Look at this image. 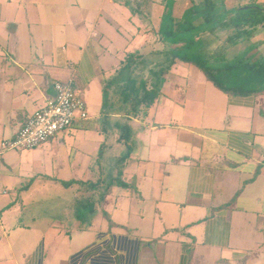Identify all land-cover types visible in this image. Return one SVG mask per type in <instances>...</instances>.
I'll return each instance as SVG.
<instances>
[{"label":"crops","instance_id":"1","mask_svg":"<svg viewBox=\"0 0 264 264\" xmlns=\"http://www.w3.org/2000/svg\"><path fill=\"white\" fill-rule=\"evenodd\" d=\"M174 1L178 17L202 2ZM164 12L163 0H0V264H264V95L229 97L176 62L102 183L124 153L101 132L105 80L128 54L164 51ZM57 81L88 118L3 150Z\"/></svg>","mask_w":264,"mask_h":264},{"label":"trees","instance_id":"2","mask_svg":"<svg viewBox=\"0 0 264 264\" xmlns=\"http://www.w3.org/2000/svg\"><path fill=\"white\" fill-rule=\"evenodd\" d=\"M162 15L157 36L164 45L162 52L148 55L128 54L114 74L105 80L102 90L100 126L102 134L116 136V142L124 153L113 158V168L107 167L102 181L108 187L114 184L113 170H121L131 149L132 118L144 114L160 95L164 77L176 62H183L198 69L217 90L229 97L264 95V53L252 60L246 53L230 60L206 50L202 36H213L218 31L229 36L222 50L254 38L264 27V5L251 0L226 10L214 0L192 4L180 17L173 15L174 0H163ZM101 154H104V146ZM103 149V150H102ZM120 172L117 171V184ZM82 202L76 207L77 216L85 219L92 214L93 204Z\"/></svg>","mask_w":264,"mask_h":264},{"label":"built area","instance_id":"3","mask_svg":"<svg viewBox=\"0 0 264 264\" xmlns=\"http://www.w3.org/2000/svg\"><path fill=\"white\" fill-rule=\"evenodd\" d=\"M53 88L54 98L31 114L12 140L1 143L3 150H33L88 118L85 102L70 83L57 81Z\"/></svg>","mask_w":264,"mask_h":264},{"label":"rangeland","instance_id":"4","mask_svg":"<svg viewBox=\"0 0 264 264\" xmlns=\"http://www.w3.org/2000/svg\"><path fill=\"white\" fill-rule=\"evenodd\" d=\"M230 1L233 2V3L229 2L230 4L234 5L235 3H237L236 5H238V4H243V3L245 4L250 0H230ZM251 1L256 3L257 5H264V0H251ZM176 8L180 9L181 6H177ZM174 16L178 17L177 13H175V8H174ZM258 34H261V39H257L256 41H253V42L252 41H244V42L238 43L236 45H232L230 47H227L223 50H222V46H223L224 42L227 40V37L229 36L228 32L218 31L213 36L204 35V36H202V39L205 40L206 50L209 53L220 54L222 57L226 58L225 60H230L234 56H240V55L245 54V53H246V57H251L253 60L255 58H258L261 55L260 53H264V44H262V42H263L262 39L264 40V28L260 29V31H258ZM210 41L212 43H210ZM255 44L257 45V47L254 50L253 47H255ZM162 49L164 50V47H162ZM160 50H161V47H160ZM112 153H113V151L108 152V155L111 154L110 156H112L114 154V153L113 154ZM111 158H114V156H112ZM103 165L104 166L110 165L109 160L105 159L103 161Z\"/></svg>","mask_w":264,"mask_h":264}]
</instances>
